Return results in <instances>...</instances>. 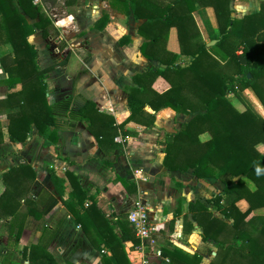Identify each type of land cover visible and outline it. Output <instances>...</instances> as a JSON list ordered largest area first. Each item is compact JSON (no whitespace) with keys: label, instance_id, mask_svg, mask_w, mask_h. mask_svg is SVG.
Returning a JSON list of instances; mask_svg holds the SVG:
<instances>
[{"label":"trees","instance_id":"obj_1","mask_svg":"<svg viewBox=\"0 0 264 264\" xmlns=\"http://www.w3.org/2000/svg\"><path fill=\"white\" fill-rule=\"evenodd\" d=\"M215 1L212 6L219 32L212 38L215 43L208 46L200 39L191 15L194 0H169L163 4L157 0H110L111 8L142 19L137 26L138 33L147 39L139 49L148 65L134 73V85L124 87L130 113L126 120L116 124L92 100L82 98V104L75 108L74 99L80 96L75 87L70 95L48 102L45 78L53 65L38 67L35 48L28 36L39 29L43 37H48V30L55 31L54 26L41 4H33L32 0H0V46H8V50L0 53L5 72L1 83L8 88L5 97L0 99V113L6 116L9 140L24 142L34 125L46 144L56 143L60 131H72L78 122H83L101 143L107 135L112 141L118 125L123 126L127 121L142 127L153 126L155 113L162 108L171 109L175 115L188 116L179 128L163 132L162 163L168 170L192 169L195 177L218 179L224 185L222 191L206 200L208 206L199 200L188 203L201 227L202 240L216 244V258L209 264H264V214L252 213L253 209L264 206V152L257 149L259 143L264 146V117L251 106L236 108L228 98L231 92L241 96L250 88L264 107V0L258 11L241 18L231 16L229 0ZM106 21L107 14L103 13L93 27L101 29ZM171 27L176 29L178 53L165 47ZM217 45V52L225 60L223 63L209 50ZM156 78H161L165 87L156 88ZM18 84L20 89H16ZM145 105L154 112L146 111ZM47 128L50 130L45 134ZM203 133L208 134L206 139L200 138ZM2 137L0 129V142ZM44 167L67 209L78 221L82 220L79 208L88 216L94 214V223L103 221L101 241L118 264H127L124 242L130 241L132 246L139 243L127 219L122 216L116 221L120 228L117 235L73 172H65L70 192L69 200L64 201L60 178L48 164ZM35 177V171L28 164H18L1 174L0 264H14L7 255L1 254V247L10 245V236L16 241L20 235L21 228L15 227L20 226L16 221L22 204L29 215L40 217L34 212L33 200L27 198ZM241 199L248 204L245 210L237 206ZM211 209L223 218L215 216ZM7 217H11L8 222ZM54 235L55 230L51 231L49 240ZM159 250L167 264L200 263L196 253L167 246ZM21 252L30 264L41 261L56 264L46 245L33 244ZM35 254L45 258L34 260Z\"/></svg>","mask_w":264,"mask_h":264},{"label":"crops","instance_id":"obj_2","mask_svg":"<svg viewBox=\"0 0 264 264\" xmlns=\"http://www.w3.org/2000/svg\"><path fill=\"white\" fill-rule=\"evenodd\" d=\"M157 1L163 4L169 0ZM194 1L195 8L191 15L200 39L206 44L219 32L212 6L216 1ZM231 1L230 14L236 18L258 11L261 2L229 0V4ZM59 3H65V7L60 9ZM45 4L46 0H41L44 10L48 12L60 10L64 18L62 24L65 25L67 22L69 24H66L63 31L66 36L65 40L63 39L64 47L48 45L38 35L36 29L28 36L29 42L35 48L38 67L46 68L53 65L45 78L48 102L70 95L72 88L75 87L80 94L74 99L75 108L82 104V98L92 100L100 112L109 114L116 124H120L130 113L124 87L134 85L132 81L134 73L142 71L148 65L139 49L140 45L147 41L138 33L137 26L142 19L134 17L132 13L124 14L111 8L110 0H52L49 6ZM103 13L107 14L103 28L93 27V23ZM54 29L59 35H63L59 28ZM165 47L172 52L180 51L174 27L168 30ZM5 50H8L7 45L0 46V53ZM209 50L222 63L225 61L213 47ZM240 51L238 49L237 53ZM3 78L5 72L0 63V99L8 92L6 85L1 83ZM154 86L162 89L165 82L161 78H156ZM16 89H20L19 84ZM246 91L264 111L254 92L250 88ZM235 92L229 93L230 101L231 95ZM144 109L148 111L145 106ZM174 114L169 108L158 110L155 113L154 125L151 127H142L133 121L125 122L123 126L118 125L113 138L121 135L122 141L113 139L115 144L108 135L99 143L83 122H78L72 131H60L56 143L46 144L44 136L37 133L34 125L31 126V131L24 142L9 140L7 119L4 113H0V129L3 134L0 142V177L13 166L30 165L36 177L27 198L33 200L34 212L40 214L39 219H36L27 213L26 206L22 204L16 221L20 226L15 227L21 228L20 235L16 241L10 236L11 243L7 247L2 245L1 254L7 255L14 264H30L22 257L21 251L24 247L39 244L46 245V251L56 264H118L111 251L101 241L103 221L96 220L94 223V214L88 216L81 208L79 212L82 220L76 219L62 198L56 194L44 167L48 164L55 170L64 186L63 200H69L70 187L65 172L70 171L78 177L87 194L93 196L96 207L108 219L109 225L113 226L117 235L120 234V228L116 221L122 216L127 219V212L137 193L138 182L134 175L136 172L142 173L148 181L140 186L146 190L144 200L150 208V218L156 227L149 240L154 246H147L145 243L143 254L154 260L156 250L161 246H167L180 248L189 254H198L199 264H209L215 260L216 244L211 240H202L201 227L194 220L193 211L189 210L188 203L199 200L208 206L206 200L216 192L222 191L224 185L214 178H197L193 175L192 169L181 172L168 170L163 165L164 144L161 141L163 132L179 128L182 121L178 122L185 116ZM167 116L171 121H168ZM49 130L50 128H47L45 134ZM207 137V133L200 135L201 139ZM201 185L203 187H200ZM248 185L252 186L249 181ZM201 189L208 193L206 197H199L198 191ZM237 206L245 210L248 204L241 199ZM211 210L215 216L223 218L220 213ZM252 213L264 214V206L253 209ZM6 220L8 222L11 217H7ZM2 222L3 219H0V226ZM54 230L55 235L49 240L50 233ZM136 247L137 245L132 246L130 241L124 242L123 250L128 258L127 264L143 263L140 260L142 253L135 252ZM43 258L45 256L42 254L33 256L34 260ZM156 260L155 262H158V259ZM163 262L161 260L159 263ZM33 264L44 263L41 261Z\"/></svg>","mask_w":264,"mask_h":264},{"label":"built area","instance_id":"obj_3","mask_svg":"<svg viewBox=\"0 0 264 264\" xmlns=\"http://www.w3.org/2000/svg\"><path fill=\"white\" fill-rule=\"evenodd\" d=\"M32 3L41 4V0H32ZM47 14H48V17L51 19L53 26L55 28H59L60 32L64 29V27H66V24L68 22L65 25L62 24L64 23V18L59 12L49 11L47 12ZM120 136L121 135H118V137H114L113 139L115 141L121 142L122 138ZM134 177L136 181L138 182L137 193L132 201L131 208L127 212V221L131 225L134 231L135 237L139 240V243L136 247L135 252L143 253L145 243L150 240L153 232L156 231V227L154 226L150 218V208L144 200V195L146 194V190L144 189V187L140 186V184L146 183L148 181V178L140 172L139 173L136 172ZM154 256L160 258L158 260V263L161 262L162 260L164 261L163 264H167V259L162 258L160 256L159 250H156V252L154 253Z\"/></svg>","mask_w":264,"mask_h":264},{"label":"rangeland","instance_id":"obj_4","mask_svg":"<svg viewBox=\"0 0 264 264\" xmlns=\"http://www.w3.org/2000/svg\"><path fill=\"white\" fill-rule=\"evenodd\" d=\"M52 0H46V6L48 5L49 6V3L51 2ZM45 6V7H46ZM59 6H60V9H63V7H65V3L63 4H61V3H59ZM41 7H42V11L44 12V14L46 15V16H48V14H47V12H48V10H44V6H42L41 5ZM229 8H230V6H229ZM46 9H47V7H46ZM61 11L59 10V13H60ZM36 31L38 32V35L39 36H41L42 38H43V41L44 42H46L48 45H52V44H54V45H56V46H60V47H64V45H65V42L63 41V39L65 40V38H66V36H64V34H63V31H64V29L61 31L62 32V34L63 35H59V33H57L56 31H53L52 30V28H50L48 31H49V36H50V38H47V37H43L42 35H41V31L39 30V29H36ZM55 32V33H54ZM62 38V39H61ZM219 48V46L217 45L216 47H215V50L216 49H218ZM247 88L243 91V92H245V94H241V96L237 93V92H235L234 94H232L231 95V99H232V101H234V103H233V105L234 106H239L241 109L242 108H248V106H251L252 107V109L255 111V112H258L259 114H262V116L264 117V111L263 110H261L258 106H257V104L254 102V100L250 97V95L247 93ZM231 101V102H232ZM236 106V107H237ZM238 108V107H237ZM175 115V114H174ZM165 117V116H164ZM166 118H168V121H171V118L170 117H166ZM165 118V119H166ZM189 117L188 116H183V117H181L180 118V120H179V122L178 123H180L181 121H183V120H187ZM171 123H173V122H171ZM170 127H171V125H170ZM169 127V128H170ZM257 149L258 150H260L261 152H264V146H263V144H261V143H259V144H257ZM216 180H218V179H216ZM219 181V180H218ZM222 183V182H221ZM223 184V183H222ZM220 186H222V185H220ZM200 187H203V185H201ZM198 193H199V197L200 198H203V197H206L207 196V194L208 193H205L204 191H203V189H201L200 191H198ZM146 245L148 246V245H150V246H154L151 242H146ZM132 250V249H131ZM134 250H136V248H134ZM150 258H152V257H148L147 255H145V254H143L142 253V257L140 258V260L141 261H143V263L142 264H149L150 262H154V261H156V259H160V258H158V257H155V259L154 260H152V259H150Z\"/></svg>","mask_w":264,"mask_h":264},{"label":"water","instance_id":"obj_5","mask_svg":"<svg viewBox=\"0 0 264 264\" xmlns=\"http://www.w3.org/2000/svg\"><path fill=\"white\" fill-rule=\"evenodd\" d=\"M231 4H232V1L230 2V4H229V6H230V8H231ZM215 39H212V40H210L209 42H207L206 43V45H212V44H214L215 43ZM249 76V75H248ZM145 108L148 110V111H152V109L148 106V105H145ZM236 178H238V176H236L234 179H236ZM229 185V184H228ZM149 264H160V263H158V262H150Z\"/></svg>","mask_w":264,"mask_h":264}]
</instances>
